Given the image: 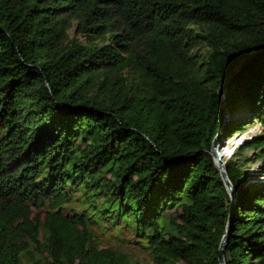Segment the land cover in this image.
Returning <instances> with one entry per match:
<instances>
[{
	"label": "trees",
	"instance_id": "trees-1",
	"mask_svg": "<svg viewBox=\"0 0 264 264\" xmlns=\"http://www.w3.org/2000/svg\"><path fill=\"white\" fill-rule=\"evenodd\" d=\"M256 123L264 0H0V264H133L97 228L154 264H219L231 214L226 264H264V132L222 154L235 201L211 154Z\"/></svg>",
	"mask_w": 264,
	"mask_h": 264
},
{
	"label": "rangeland",
	"instance_id": "rangeland-1",
	"mask_svg": "<svg viewBox=\"0 0 264 264\" xmlns=\"http://www.w3.org/2000/svg\"><path fill=\"white\" fill-rule=\"evenodd\" d=\"M70 36H73V33H70ZM209 47L208 46H201L198 51L199 52H206L208 51ZM264 132V127L261 123H256L254 126H252L251 128L248 129V131H246L243 134H239L234 136L229 142H227L225 145L222 144L219 141V144L221 146V152L223 151L222 154L225 155L226 160L229 158H232V156H234V152L236 150L237 147L240 146V144L247 140L250 139L251 137L258 135L260 133ZM80 139L76 142L77 143V148H79V146H83L79 144ZM236 155L233 157L235 158ZM240 157H241V161L245 160L248 157H254L252 162H249L245 165H243L244 167H242V169H246L247 174L252 173L253 171H260V169L262 168L263 164L261 161L256 160L255 155L253 153V150H244L240 153ZM45 172H43L44 174ZM264 179V177H263ZM98 180V176L96 177L95 182H97ZM86 186V183L83 184H76V185H67V191L68 192H72V201H78L77 198L80 197V200H84V199H88V197H84V187ZM89 189L88 194L92 195L95 193H98L101 191V186L98 184L97 187H92V188H86ZM91 189V190H90ZM230 194V193H229ZM83 195V196H82ZM108 197L111 196V193L107 195ZM231 196V194H230ZM232 198V196H231ZM89 200V199H88ZM97 200L99 202H102L104 199L102 196H98ZM78 208L82 207L81 202L78 201V203H76ZM168 214L171 215V217H173L176 213L175 210H170L167 211L165 217H164V221L162 223V226H166V227H170L171 226V217L168 216ZM97 236L102 239L103 244L104 245H110V246H114L116 248H119L120 250H123L125 252H128L130 257H131V261L133 264H154L152 257L150 256V254L148 252H146L143 248H140L137 244L133 243V234L128 232V231H119V230H109L107 232H103L102 229H96L95 230ZM40 258H42L41 256H39ZM26 260V259H25ZM26 264H31L28 261H26Z\"/></svg>",
	"mask_w": 264,
	"mask_h": 264
},
{
	"label": "water",
	"instance_id": "water-1",
	"mask_svg": "<svg viewBox=\"0 0 264 264\" xmlns=\"http://www.w3.org/2000/svg\"><path fill=\"white\" fill-rule=\"evenodd\" d=\"M257 51H252L249 54H247L245 57H243L242 59L239 60V62L230 70V72L227 74L221 88H220V99H221V107L224 109L225 108V96L227 94V85L229 84V82L232 80V78L239 73V71L243 68L244 64L255 54L257 53ZM222 129L220 130V132L215 136L213 143H212V151L211 154L214 157L215 163L221 173V176L227 186V189L229 191V193L232 196V199L235 201L236 197H237V192L235 190V187L232 183V181L230 180L228 173H227V169H226V162L223 159V155L221 152V146L219 144V135L221 133ZM233 214L230 215L229 221L227 223L226 226V232L223 236V239L220 243V247H219V256H218V260H219V264H226V256H225V252H226V245L227 242L229 240V236H230V231H231V225H232V220H231V216Z\"/></svg>",
	"mask_w": 264,
	"mask_h": 264
}]
</instances>
